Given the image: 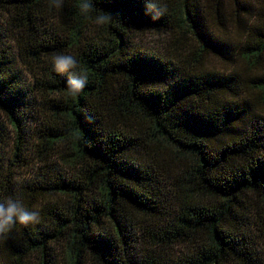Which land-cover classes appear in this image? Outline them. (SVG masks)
<instances>
[{
    "label": "trees",
    "instance_id": "obj_1",
    "mask_svg": "<svg viewBox=\"0 0 264 264\" xmlns=\"http://www.w3.org/2000/svg\"><path fill=\"white\" fill-rule=\"evenodd\" d=\"M159 2L0 0V200L41 216L0 235V264H264V0H233L236 30L225 0ZM59 53L88 75L75 97Z\"/></svg>",
    "mask_w": 264,
    "mask_h": 264
},
{
    "label": "clouds",
    "instance_id": "obj_2",
    "mask_svg": "<svg viewBox=\"0 0 264 264\" xmlns=\"http://www.w3.org/2000/svg\"><path fill=\"white\" fill-rule=\"evenodd\" d=\"M52 6L60 8L63 0H50ZM78 8L84 15L93 12L95 5L93 0H79ZM153 11H157L159 15H152L153 20L160 18L167 12V7L162 6L159 0H147L145 14L149 15ZM112 20L111 13L99 12L93 23L103 26ZM51 64L56 73H68L66 81L67 94L69 96H77L87 85L88 75L78 67V60L75 55L67 53H59L52 57ZM41 221L40 209L33 206L30 210L23 202L20 196H8L0 200V235H6L11 232L17 225L28 226L29 224H38Z\"/></svg>",
    "mask_w": 264,
    "mask_h": 264
},
{
    "label": "rangeland",
    "instance_id": "obj_3",
    "mask_svg": "<svg viewBox=\"0 0 264 264\" xmlns=\"http://www.w3.org/2000/svg\"><path fill=\"white\" fill-rule=\"evenodd\" d=\"M225 4H226V10L227 13L229 15H226V22H229L228 27L224 30H236L234 27V21H233V17H234V9H235V5L233 0H225ZM233 13V14H232ZM233 15V16H232ZM213 30H221V27L215 23L211 24ZM230 26V27H229ZM220 34V32H219ZM229 37H236V35L234 33L230 34ZM139 43L144 44L146 47L151 48L152 50H158L159 52H166L167 49L169 48L168 45H170L169 41L171 40V35L168 33H164V32H158V31H149V32H145V33H140L137 36L136 39ZM170 46H174L173 44ZM207 64L209 67H214L217 69H224L225 67H228L229 65L222 62L221 60H219L218 58L215 57H209ZM4 120L7 121L6 117L3 115ZM37 119L41 117H36ZM8 123V121H7ZM8 128L12 130L11 126L8 125ZM30 126V133L27 132V137L29 135V137L27 138L26 142H23L24 144V148H29L30 146H33V144L36 143L37 139L35 138V136L38 135V128H39V124L35 123V124H29ZM11 133V131H10ZM11 147L6 146L5 147V151H4V165L6 167V164L8 163V165L10 166L11 169H13V171L16 172L15 176L13 178L15 179H21L24 178L26 183H30L27 180H32V174L33 171L37 170V167H35V160L31 161V165L29 166H25L23 169H21L19 166H16V164H21V162H16L13 161L11 158H13L12 156V152H11ZM26 160H29L28 154H26V151L24 150V152L22 153ZM14 164L15 166L11 165ZM32 168V169H31ZM22 179V180H24ZM40 209V206L37 205Z\"/></svg>",
    "mask_w": 264,
    "mask_h": 264
}]
</instances>
